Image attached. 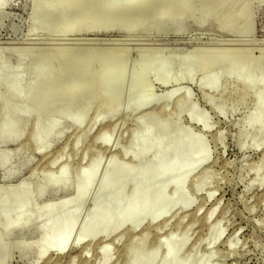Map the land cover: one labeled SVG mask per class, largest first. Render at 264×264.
<instances>
[{
	"label": "rangeland",
	"instance_id": "rangeland-1",
	"mask_svg": "<svg viewBox=\"0 0 264 264\" xmlns=\"http://www.w3.org/2000/svg\"><path fill=\"white\" fill-rule=\"evenodd\" d=\"M83 1L66 0L76 10L63 17L51 13L32 18L33 10L41 6L39 0H6L0 7V62L12 57L11 65L22 68L23 94L28 93L30 75L44 63V74L59 75L58 85L65 94H73L66 107L69 120L52 110L65 104L61 98L44 113L63 122L47 137L35 139L37 110L32 108L28 113H17L14 135L0 138V205L3 195L32 171L26 183L33 194L28 208H41L47 199H61L66 193L52 194L43 182L47 194L37 195L40 180L57 173V168L48 170L45 162L60 154L61 162L67 163L65 176L73 184L90 169L91 158L99 154L95 178L75 221V236L90 215L105 174L111 175L117 166L125 171L145 164L150 170L142 179L112 182L114 187L122 188L124 198L111 199L102 219L114 213L117 217L107 225L101 224L107 228L94 239L72 242L62 253L48 250L37 259L33 246L26 245L40 236L42 219H36L33 226L26 224L0 235L6 245L4 264H264V115L249 123L260 102L256 94L264 98L260 84L264 79V0H249L251 22L244 17L233 24L225 11L199 4L194 10L185 8L183 21L176 25L172 21L179 7L169 5L172 18L162 22L160 30L153 29L156 9L161 7L157 0L145 6L146 15L136 9L122 19L120 28L109 30L99 28L110 21L107 17L91 19L97 16L99 6L93 7L82 23H76L86 11ZM66 20L75 23V30L58 40L54 36ZM46 21L52 23L43 28ZM134 21L130 31L128 27ZM32 27L39 33L29 38ZM13 44H35V48L27 55H12ZM64 46L67 49L60 54ZM203 78L215 80V87L202 84ZM5 80L4 76L0 79V122L2 108L19 105L14 96L4 101L8 95ZM172 86L177 91L167 99L165 92L174 90ZM147 96L152 102L139 109ZM162 105H166V112L148 113L147 109ZM98 112L100 121H96ZM192 113L197 117L193 121ZM81 116V125L72 120ZM109 119L115 122L114 130L109 132L110 144L127 152L126 158L102 150L99 136ZM143 130L146 136L161 139V144L148 147L139 143ZM195 139L200 143L194 147ZM179 141L183 145L178 151ZM135 145L142 152L131 159ZM157 152L163 156L162 169L177 153L182 160L177 168L156 178L155 189L149 190L152 158ZM191 154H201L203 162L175 192V180L192 165ZM4 158L8 159L5 163ZM204 168L208 172L200 176ZM141 185V196L130 201L129 195ZM107 197L104 192L99 200L103 203ZM163 197L168 198L167 202ZM147 204L151 205L144 213L132 216L133 206ZM117 206L122 208L115 212ZM13 207L15 202L10 203ZM211 211L206 220L205 214ZM129 214L131 219L121 223L120 218ZM158 214L160 218L154 220ZM5 220L0 214V229ZM30 227L33 231L27 232ZM144 229L147 237L140 233ZM157 230L171 232L160 245L156 244ZM103 241L110 243L107 259L100 249ZM169 247L176 251L168 258L165 253Z\"/></svg>",
	"mask_w": 264,
	"mask_h": 264
},
{
	"label": "bare ground",
	"instance_id": "bare-ground-1",
	"mask_svg": "<svg viewBox=\"0 0 264 264\" xmlns=\"http://www.w3.org/2000/svg\"><path fill=\"white\" fill-rule=\"evenodd\" d=\"M39 1H41V6L39 7L40 10L39 9L33 10L31 14L32 18H35L38 15L44 17L51 13L55 14L56 17H63L64 13L66 12L73 13L76 10L74 6H72L73 8H70L71 5H69L66 2V0H52L51 4H46L47 0H39ZM73 1L77 2L80 0H73ZM152 1L153 0H126L122 2L123 3L122 4L121 0L120 1L119 0H84L81 3L85 7L86 11H84L82 14L79 15L78 19L76 20V23L78 24L82 23V21L87 19L88 12H90V10L93 7L99 6L100 9L99 12H97V16L91 17V19L93 20L99 19L101 16L107 17V19L110 21L104 24L102 23L101 25H99V28L109 30V28L114 29L115 27V29H117L121 27L120 22L122 21V19L130 17L133 11L136 9H139L141 15H146L147 10L145 9V6L152 3ZM5 3L6 0H0V7L3 6ZM157 3L161 4L160 5L161 7L156 9L157 17L155 18L153 24V29L156 30L157 29L160 30V28L162 29L161 23L168 21L169 18L171 17L168 8L169 5H177L179 7L177 14L172 21V23L176 25L181 24V22L183 21L185 16V11H184L185 8L195 9L196 6L199 4H202L203 7H205L206 9L219 8L225 11L227 15L230 17V19H232V24L233 22H236L238 19L240 18L242 19L244 17H247L249 22H251L250 10L248 8L249 0H157ZM164 5H166V7H164ZM51 8L53 9L51 10ZM50 23L52 22L46 21L43 24V28H46ZM134 23H136V21H134L133 24L131 23V25H129L128 29L130 31L134 29ZM221 26L232 31L235 30L234 27H229L228 25H225L223 23H221ZM75 27L76 26L74 22L66 20L63 23H61V26L57 30L54 37L58 40H63L71 30H75ZM249 27L251 28L250 24ZM89 28H92V25L89 26ZM36 33H39V31L36 30L35 27H32L29 32V38L35 37ZM96 37L97 36H95V38ZM111 38H115V37H111ZM89 39H93V38H89ZM104 39H108V37ZM113 40L110 39L111 42ZM168 43L170 44V42ZM13 45L12 47H10L11 48L10 54L12 55H23V54L27 55L33 50V48H35L34 46L35 44L34 45L26 44L27 46L18 45L19 47H16L17 45L15 46ZM6 47L8 48V46ZM60 48H61L60 54H63L64 51L67 49V47L65 46ZM11 59L13 60V58L10 57L8 59H3L0 62V79L3 76L5 77L6 79L5 82L8 89V95L5 97L4 101H7V99H9L11 96H14L19 101V105L12 109H8L7 107L2 108L1 110L2 120L0 122V138L2 139L14 135L15 126L17 123V113L19 111L28 113L31 111L32 108H35L37 110L36 111L37 119L35 122V129H36L35 139L40 140L53 133L55 129L63 123L61 122V120L59 121L58 119H56V117L53 115L44 114L46 110L54 106L57 100L61 98L62 100L65 101V104L62 107L60 106L58 108L55 107L52 110L57 111L56 113H58L61 117L69 120L66 107L68 102L72 99L73 94L72 93L65 94L64 89H62V87L58 85L59 75L44 74V69L46 66L45 63L42 64L40 68L33 71L32 75H30V79L27 83L28 93H26V95L23 94L22 92L23 83L21 76L22 68L18 65L17 66L11 65L12 62ZM201 83L209 84L211 87H215L216 85L215 80L207 79V78H203L201 80ZM260 84L264 88V79L261 80ZM176 91L175 88L174 90L170 89L169 91L165 92V97L167 99L172 98ZM187 97L188 95L184 96V98ZM256 99L258 101L260 100V102L258 108L254 113L253 118L249 121V123L251 124H253V122L255 121H259V119H261L262 116L264 115V98L260 99V95L256 94ZM180 101H182V99H180L179 102ZM151 102H152L151 97L147 96L145 97L144 101L138 106V108L143 109L144 107H147ZM147 110H149L148 113L151 112L152 114H159L161 112L164 113L166 112V105L151 107L150 109ZM196 118L197 117L194 113L190 115V119L192 121L195 120ZM72 120L75 121L78 125H81L84 121V117L82 116L80 118L73 117ZM100 120H101L100 113L98 112V114L96 115V121H100ZM109 120L103 125L105 130L102 129L104 131L101 130V134L99 136L102 143L101 145H103L102 150L109 149V151L112 152V153L110 152L111 153L110 156H115V153L118 152L123 158H126L128 156L127 152L122 151L119 147L115 146L114 144H110L109 132H112L114 130L115 122ZM242 133H244L243 130ZM145 134L146 133L143 130L140 136L138 137L139 143H144L148 147H152L155 145L159 146L161 144L162 141L161 139L150 138ZM199 143H200L199 140L195 139L192 143V146L195 147L199 145ZM182 145H183V141H179L176 144V148L178 149V151L182 147ZM141 152L142 150H140L137 147V145H135L129 157L131 159L136 158L139 155H141ZM162 158L163 156L161 152H157L152 158V164L154 168H153L152 178L149 180V186H148L149 190L155 189L154 182L156 178H158L160 175H163L168 171H171L174 168H177L182 160L181 154L177 153L176 157L172 159L169 165L165 169H162L160 167ZM61 159L62 156L60 154H55L45 162V165L48 168V170L51 171L52 169L57 168L56 169L57 173H53L52 175H47L48 177L46 179L40 180V186L37 190V195L44 196L47 194L44 187H42V182H43L47 186H49L52 194H56L59 192L66 193V195L62 196L61 199L56 201L52 199H47L46 201H44V204L41 208H33V207L28 208L27 205L29 203V200L33 197V194L30 191V189L26 186V183H27V179L32 176L33 174L32 171L29 177L22 178L20 182L15 184V186L11 187L12 191L7 193L6 195H3L0 205L1 206L0 214L2 217L6 219L5 224L0 229V235L15 230L17 228L23 227L26 224H28L29 226H33L36 219H42V224L39 227V232H40L39 238L34 242L31 243L29 242L26 244L29 245L30 247L31 245L33 246V248L37 253V259H41L42 257H44V255L47 253L48 250H53L62 253L70 246L72 242L79 243L86 241L88 239L92 240L95 237H97L100 231H104V229L107 228V226H100V225L101 224L107 225L117 217L116 213H114L109 217H105V219H102V217L105 216L104 214L107 212V210L110 207L111 199H113L115 196H118L121 199L124 198V195L122 193V188L114 187L113 185H111L112 182L121 181L123 183H128L135 179H142L146 176V174L150 170L149 166L145 164L139 166L135 170L128 168L125 171H123L121 167L117 166L111 175L105 174L96 192V198H95L96 202L90 209V215L87 217V219L80 227L79 233H77L75 236H72L75 228L76 218L79 215V212L87 198V194L95 178L96 171L100 163V158H99V154L92 157L91 160L88 162L90 169L84 172L83 176L73 184L65 176L67 163L61 162ZM191 159H192V165L184 171V175L181 178L176 179L174 182L175 192L178 191V189L184 183L187 176L202 164L204 157L201 154H191ZM7 160L8 159L4 158L2 161L3 163H5L7 162ZM80 165L82 166L81 167L82 169L80 170L83 171L84 168L83 157L81 159ZM207 172H208V168H204L200 173V176L207 174ZM10 175L12 174L11 173L8 174V176ZM143 191L144 188L142 187V185L138 186L129 195L128 198L130 199V201H135L141 196ZM104 192H107L108 197L102 203L99 199L102 193ZM167 200L168 198L163 197L164 202H167ZM155 201L156 200H153L152 202L154 203ZM11 202H15V207H13V209L10 208ZM151 204H147L144 207L133 206L131 212L132 216L135 214L144 213L145 209ZM121 208H122L121 206H117V208H115V212L116 210H119ZM212 213L213 211H211L210 213L207 212L205 214V219L209 220ZM159 218H160V214L153 217L154 220ZM120 219H121V223H126L127 221H129V219H131V214L125 217H121ZM133 227L135 229L138 228L137 226H133ZM27 230H28L27 232L29 231L32 232L33 227H30ZM140 233H142V236L147 237L148 233L145 231V229L140 231ZM156 234H158V237L156 236L157 243L156 242L155 243L158 245L164 243L165 237L171 236L170 231L166 233H160V230H157ZM103 235L106 236L107 235L106 232ZM132 238L135 239L136 238L135 235ZM109 247H110L109 242L103 241L100 244V249L101 251H103L104 257L106 259L109 256ZM175 251L176 249L174 247H169L165 253L166 257L168 258L171 257L173 253H175ZM82 253H85V250H83ZM5 258H6V245L1 241L0 238V264H4Z\"/></svg>",
	"mask_w": 264,
	"mask_h": 264
}]
</instances>
